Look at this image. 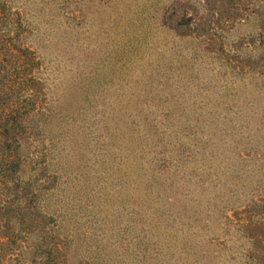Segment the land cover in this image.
I'll return each instance as SVG.
<instances>
[{
  "label": "rangeland",
  "instance_id": "obj_1",
  "mask_svg": "<svg viewBox=\"0 0 264 264\" xmlns=\"http://www.w3.org/2000/svg\"><path fill=\"white\" fill-rule=\"evenodd\" d=\"M16 115L68 264H264V0H0Z\"/></svg>",
  "mask_w": 264,
  "mask_h": 264
},
{
  "label": "trees",
  "instance_id": "obj_2",
  "mask_svg": "<svg viewBox=\"0 0 264 264\" xmlns=\"http://www.w3.org/2000/svg\"><path fill=\"white\" fill-rule=\"evenodd\" d=\"M18 27L21 25L18 23ZM22 57L26 61H31L34 65H38V61H35V57L32 51L28 49H20ZM18 115L12 120L11 126L6 119L5 125L0 128V150L3 149L4 156L0 160V185L5 189L2 199L0 195V264H26L24 258L23 244L28 241V238L38 231L45 236H41L42 242L40 245L35 246L36 253L43 250V244L47 243L44 238L53 239L44 249V254H38L40 261L33 264H68L67 258L61 257L64 253L70 249L67 242H64V248H60V244L53 236L46 233V227L44 226L39 230V219L45 221L46 215L41 212L37 207L34 211L31 210L32 201L29 183L25 184L26 187L20 191L19 184L21 183V173L23 161L19 155L21 145L14 144L13 141L8 142L9 137L14 135L15 137L20 135L21 128L18 124ZM17 125L14 127V124ZM17 143V142H16ZM12 183L10 186L8 183ZM22 193V195H20ZM38 227V230H37ZM46 245V244H45ZM65 255V254H64Z\"/></svg>",
  "mask_w": 264,
  "mask_h": 264
}]
</instances>
